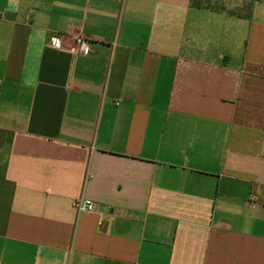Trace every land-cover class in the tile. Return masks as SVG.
Returning a JSON list of instances; mask_svg holds the SVG:
<instances>
[{"label":"crops","instance_id":"obj_1","mask_svg":"<svg viewBox=\"0 0 264 264\" xmlns=\"http://www.w3.org/2000/svg\"><path fill=\"white\" fill-rule=\"evenodd\" d=\"M236 6L0 0V264H264V0Z\"/></svg>","mask_w":264,"mask_h":264},{"label":"built area","instance_id":"obj_2","mask_svg":"<svg viewBox=\"0 0 264 264\" xmlns=\"http://www.w3.org/2000/svg\"><path fill=\"white\" fill-rule=\"evenodd\" d=\"M49 44L53 48H59L61 45V39L54 37L49 41ZM79 46V51L83 54H88L89 52V44L85 39L79 38L77 41ZM76 207L80 213H90L94 212L96 209L95 204L88 199H80L76 202Z\"/></svg>","mask_w":264,"mask_h":264},{"label":"trees","instance_id":"obj_3","mask_svg":"<svg viewBox=\"0 0 264 264\" xmlns=\"http://www.w3.org/2000/svg\"><path fill=\"white\" fill-rule=\"evenodd\" d=\"M245 2V0H242ZM256 0H251V3L249 5H244L240 9H234L233 11H230L229 13L232 15H237L242 18L250 19L252 17V8L255 4ZM192 6L197 9H212V10H218L222 11L225 8H220L217 6V4H213L211 0H192Z\"/></svg>","mask_w":264,"mask_h":264},{"label":"rangeland","instance_id":"obj_4","mask_svg":"<svg viewBox=\"0 0 264 264\" xmlns=\"http://www.w3.org/2000/svg\"><path fill=\"white\" fill-rule=\"evenodd\" d=\"M214 1H216V2H214ZM212 2H213V4L214 3L217 4V6L220 8H222V7L223 8H227V7L232 8L231 7L232 5L238 4L239 6H236V9H237V8H240L244 5H246V4L249 5L251 3V0H245V2L244 1L239 2V0H212Z\"/></svg>","mask_w":264,"mask_h":264}]
</instances>
